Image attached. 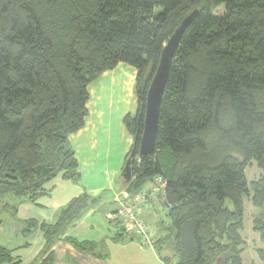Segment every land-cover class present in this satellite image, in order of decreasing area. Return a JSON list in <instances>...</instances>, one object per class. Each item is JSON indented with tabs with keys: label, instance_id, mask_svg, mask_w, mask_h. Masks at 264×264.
I'll use <instances>...</instances> for the list:
<instances>
[{
	"label": "trees",
	"instance_id": "obj_1",
	"mask_svg": "<svg viewBox=\"0 0 264 264\" xmlns=\"http://www.w3.org/2000/svg\"><path fill=\"white\" fill-rule=\"evenodd\" d=\"M195 10L163 94L154 154L138 164L163 48ZM121 63L137 70L139 108L123 120L134 138L132 180L123 183L135 195L165 177L173 207L171 224L157 231L159 258L243 264L250 191L264 245V0H0V208L11 209L7 198L35 201L59 176L81 182L69 137L89 116L90 83ZM252 161L263 175L249 185ZM99 200L85 193L41 224L48 244ZM38 227L26 222L24 235ZM256 254L264 263V247ZM12 262L0 246V264Z\"/></svg>",
	"mask_w": 264,
	"mask_h": 264
},
{
	"label": "crops",
	"instance_id": "obj_2",
	"mask_svg": "<svg viewBox=\"0 0 264 264\" xmlns=\"http://www.w3.org/2000/svg\"><path fill=\"white\" fill-rule=\"evenodd\" d=\"M136 78L137 70L121 63L88 86L89 116L84 128L69 137V146L79 163V184L59 176L47 183L43 195L35 201L9 198L7 203L11 209L0 208L6 213V218L0 220V246L12 253L11 264H44L50 258L51 264H159L158 252L142 248L137 240L124 243L117 237L118 230L105 222L107 213L116 210L115 201L127 190L123 179L117 183L118 174L111 181L105 179L104 183L100 178L110 176L111 179V172L125 163L134 146V138L123 120L139 109ZM245 174L249 185L263 175L253 161ZM85 193L101 200L84 211L57 242L48 244L40 225L53 223L62 208ZM252 200L250 191L244 197V224L240 231L245 243L242 263L264 264L256 254L264 245L254 231ZM142 213V218L157 231L163 221L158 224L155 219L167 216L155 204ZM29 221L38 223L39 227L34 234L25 236Z\"/></svg>",
	"mask_w": 264,
	"mask_h": 264
},
{
	"label": "built area",
	"instance_id": "obj_3",
	"mask_svg": "<svg viewBox=\"0 0 264 264\" xmlns=\"http://www.w3.org/2000/svg\"><path fill=\"white\" fill-rule=\"evenodd\" d=\"M139 157L137 163L141 162ZM166 186L165 177L156 176L150 181L140 194H132L125 191L118 197L116 210L107 213L106 220L108 223L121 233L122 241L130 243L137 240L142 248L157 252L158 236L157 229L152 224L147 223L142 218V212L146 208H151L153 204L160 207L162 212L169 213L172 206L166 203ZM160 264H175L171 261H160Z\"/></svg>",
	"mask_w": 264,
	"mask_h": 264
},
{
	"label": "water",
	"instance_id": "obj_4",
	"mask_svg": "<svg viewBox=\"0 0 264 264\" xmlns=\"http://www.w3.org/2000/svg\"><path fill=\"white\" fill-rule=\"evenodd\" d=\"M198 15V11L195 10L191 12V15L187 17L180 25V28L171 36L167 44L164 46V50L160 57V63L156 70V74L151 82V86L148 90V98L146 103V113H145V124L144 133L140 141L141 145L139 148V155L142 158H150L155 151L156 138L159 128V116H160V106L163 100V94L165 92L167 81L170 76V70L173 64V59L179 50L181 44L182 35L188 29L191 22ZM128 158L126 162L125 169L122 172L121 179L125 183H129L132 180V160L134 155Z\"/></svg>",
	"mask_w": 264,
	"mask_h": 264
},
{
	"label": "rangeland",
	"instance_id": "obj_5",
	"mask_svg": "<svg viewBox=\"0 0 264 264\" xmlns=\"http://www.w3.org/2000/svg\"><path fill=\"white\" fill-rule=\"evenodd\" d=\"M162 12V9H160V8H158V9H156V11H155V15H157V14H160ZM223 13V8H220V9H217V10H215V15H220V14H222ZM129 66V65H128ZM135 109V108H134ZM134 115H136V113L135 114H132V116H134ZM113 156V155H112ZM114 157V156H113ZM126 162H127V160L125 161V163L123 164V165H121V167H119V169H118V167L116 166V171H112L111 172V175L113 176L111 179H110V176L109 177H107V178H100V180L104 183L105 182V179L106 180H108V181H111L113 178H115L116 177V175H117V183L119 184V182H120V178H121V175H122V172H123V170L125 169V165H126ZM114 167V166H113ZM7 199H9V198H7ZM228 206H229V208H231V204H230V202L228 203ZM248 206V205H247ZM254 208V207H253ZM257 212H256V210H255V208H254V215L253 216H255V214H256ZM3 218H6V213L3 211V209H0V220H2ZM163 221L165 224H167V225H170L171 223H170V221H169V219L167 218V216H166V214L165 215H161L158 219H155V221H157L158 222V224L160 223V221ZM106 222V224H108V221L106 220L105 221ZM151 251V250H150ZM159 264H160V261H159Z\"/></svg>",
	"mask_w": 264,
	"mask_h": 264
}]
</instances>
